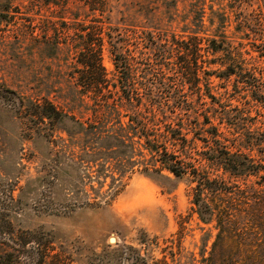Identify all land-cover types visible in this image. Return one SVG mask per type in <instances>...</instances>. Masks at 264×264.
<instances>
[{"label": "trees", "instance_id": "obj_1", "mask_svg": "<svg viewBox=\"0 0 264 264\" xmlns=\"http://www.w3.org/2000/svg\"><path fill=\"white\" fill-rule=\"evenodd\" d=\"M107 1L83 0L92 19L76 21L71 37L64 21L63 37L53 33L50 41V56L60 43L72 42L71 76L78 94L91 100L89 117L82 119L46 97H24L0 84L24 121L23 140L35 144L42 139L48 149L38 176L24 185L16 178L0 185V264H44L57 256L48 233L16 228L9 218L25 193L39 212L66 214L75 207L110 203L135 171L159 181L190 178L194 211L199 221L216 230L203 264H264V159L251 153L264 145V133L252 127L259 119L248 118L249 111L244 116L226 108L199 86L211 75L225 81L234 77L238 92L249 98L250 111L254 106L264 109V41L252 56L243 43L227 41L223 29L233 21V31L242 40L250 32L261 33L264 0H255L256 9L253 0H223L220 10L210 6L213 34L204 46L194 33L185 39L171 35L157 40L144 32L151 52L140 69L134 57L119 51L124 47L121 37L103 27ZM192 18L202 20L196 13ZM106 39L117 72L114 79L102 64ZM171 77L208 99L217 124L209 115L201 120L191 115L193 96L175 91ZM97 257L89 264H147L129 245Z\"/></svg>", "mask_w": 264, "mask_h": 264}, {"label": "rangeland", "instance_id": "obj_2", "mask_svg": "<svg viewBox=\"0 0 264 264\" xmlns=\"http://www.w3.org/2000/svg\"><path fill=\"white\" fill-rule=\"evenodd\" d=\"M253 1L252 7L256 9L259 1ZM224 3L223 0H108L103 27L114 37H121L124 47L119 51L134 57L140 69L144 57L151 52V42L144 40V32L157 40L171 35L185 39L194 33L204 46L213 34L210 6L220 10L224 9ZM194 13L202 20H193ZM92 17L83 0H0L2 89L15 90L18 95L32 99L46 97L77 117H89L91 100L78 94L71 76L75 60L72 42L60 43L55 54H49L53 33L54 37H63L64 21L69 24L67 31L71 37L76 21L88 23ZM232 23L223 28L227 41L243 43L252 56L257 55L256 46L264 41V26L261 33L250 32L249 38L242 40L234 33ZM102 64L108 77L114 79L117 72L108 40L104 43ZM136 74L135 77L138 71ZM233 79L225 81L211 75L208 80L201 79L199 86L202 91L215 95L226 108L239 110L244 116L249 111L248 118L259 119V122L253 120L252 127L264 133V109L254 106L250 111L249 98L244 92H238ZM170 80L172 88L183 97L192 99L193 96L191 115L200 120L202 115H209L217 124L208 99L197 97L196 88L182 85L176 77ZM9 99L10 95L0 88V185L8 186L15 178L19 185H24L28 179L38 176L48 149L42 139L35 144L23 140L24 121ZM219 127L225 130L224 125ZM259 149L262 151L251 153L255 158L264 159V145ZM216 173L221 175L220 171ZM192 187L188 176H171L168 181H159L135 171L108 204L51 214L39 212L26 198L30 193H25L19 208L10 212L9 218L16 228L49 234L57 256L47 258L44 264H89L97 262V256H108L123 245L135 248L147 264H203L202 257L208 254L216 230L212 224L199 221L192 204ZM17 193L16 189L14 194Z\"/></svg>", "mask_w": 264, "mask_h": 264}, {"label": "water", "instance_id": "obj_3", "mask_svg": "<svg viewBox=\"0 0 264 264\" xmlns=\"http://www.w3.org/2000/svg\"><path fill=\"white\" fill-rule=\"evenodd\" d=\"M110 240H111V238H110Z\"/></svg>", "mask_w": 264, "mask_h": 264}]
</instances>
